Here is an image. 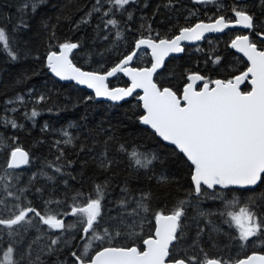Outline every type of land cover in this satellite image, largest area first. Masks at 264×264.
Listing matches in <instances>:
<instances>
[{"label": "snow or ice", "instance_id": "snow-or-ice-1", "mask_svg": "<svg viewBox=\"0 0 264 264\" xmlns=\"http://www.w3.org/2000/svg\"><path fill=\"white\" fill-rule=\"evenodd\" d=\"M42 2L23 0L17 8L19 15L12 32L0 25V54L11 61L21 58L19 44L15 43L17 34L30 29L28 12L35 13ZM138 2L93 0L76 27L91 23L95 17L100 38L115 43L124 38L123 31L129 30L127 23L121 28V17L131 21L133 12L129 8ZM208 2L212 0H194V3ZM258 2L264 15V0ZM174 6L175 0H164L157 6L156 13L161 7L172 9ZM220 9L231 15L220 14L209 17V22L200 20L180 27L171 37H161L159 32L153 35L151 24L146 29L141 25L140 35L131 47L111 66L99 64L95 70H85L73 62L74 51L81 47L79 41L53 44L55 31L51 30L45 57L49 72L62 81L86 85L94 90L95 97L122 101L135 94L134 98L140 102L137 107L142 108L138 116L140 123L149 126L155 135L172 146L170 154L186 165L190 183L187 189H182L183 196L167 211L163 208L153 210V192L133 191L127 186L120 189L118 200L109 201L107 181L94 184L90 193L76 191L69 196L68 181L64 180L63 201L44 199L45 189L37 186L40 176L55 182L56 174L65 175V167L74 162L69 160L66 166L49 163L47 168L51 175L44 172L26 177L24 167L31 162L30 153L19 145L17 137L8 138L9 143L0 142V155L4 157L0 162V264H43L42 256L57 255L66 248L70 250L71 264H264V254L256 252L233 259L205 250L206 246H214L211 233L221 232L213 225V216L224 217V223L235 226L238 236L228 235L239 241L240 247H244L250 238L264 237V190H260L264 189V20H259L249 10L246 0H233L231 6L218 5V11ZM236 26L249 30L248 34L236 35L227 45L235 53L242 54L237 59H246L242 70L230 71L228 56L213 52L205 63L217 66L215 77L187 70L183 74L182 88L154 79L158 70L164 67L166 57L185 51L183 42L200 41L206 33H223ZM43 27L49 31L47 24ZM145 31L147 35H144ZM113 36L115 40L111 39ZM142 52L145 56L150 55V66L133 65ZM220 69H224L222 74ZM120 73L130 79V86L110 88L109 78ZM138 89L142 94L137 92ZM17 100L23 103L24 97H17ZM46 100V96L40 95L35 103ZM6 103L11 105L15 101ZM18 110L10 109L13 113ZM4 111L0 122L14 129L22 127L9 118V109ZM39 114L33 108L28 118ZM47 127L45 125V129ZM63 136V140L53 144L59 153L55 158L57 162L65 157L60 145L74 142L70 132L64 131ZM113 141L114 137L109 136L103 142L104 151L94 157L98 167L105 172L117 163L108 153V146ZM117 151L128 158L129 166L136 172L156 179L158 188L166 191L172 184L173 180L167 174H155V163L160 160L156 153H145L124 143L118 144ZM237 189L250 193L238 211L231 209L239 201L224 200L220 196L224 190ZM34 194L39 195L45 207L63 203L67 210L45 212L34 204ZM208 199L221 200L224 210L214 213L201 209L202 201ZM69 200L72 202L68 203ZM193 206L196 215L190 217L189 209ZM65 216L76 218L78 235L69 234L74 225L66 223ZM33 230L38 233L34 238L31 236ZM193 230L194 235L189 236ZM69 240L76 243L69 245ZM61 264H67V261Z\"/></svg>", "mask_w": 264, "mask_h": 264}, {"label": "trees", "instance_id": "trees-1", "mask_svg": "<svg viewBox=\"0 0 264 264\" xmlns=\"http://www.w3.org/2000/svg\"><path fill=\"white\" fill-rule=\"evenodd\" d=\"M23 0H0V25L12 32L18 19V6ZM93 0H43L39 4L35 13L30 10L27 20L30 29L17 34L15 43L19 44L21 58L11 61L6 55L0 54V118L5 115V109H9L7 115L14 119L22 127L12 128L0 122V142L9 143L13 136L18 138L21 147L30 153L31 162L24 168L25 176L32 173H48L49 163L67 165L71 160V166L65 167V175L56 174L55 182L48 181L41 175L37 186L45 189L44 199L54 198L63 201L65 198L64 180L68 181L67 194L73 195L76 191L90 193L94 184L108 182L110 189L107 199L116 201L120 198V189L124 186L136 190L151 191L154 193L153 210L163 208L171 209L177 200L183 196L182 189H187L190 183L188 168L182 162H178L175 155L170 154L172 147L164 143L157 135L148 128L141 125L138 116L142 108L137 107L140 102L135 99V95L129 101L122 104L99 103L95 97L73 84H62L50 75L45 67V57L48 43L51 37V30L55 31L53 44L71 40L79 41L81 47L74 51L73 62L85 70H95L99 64L106 67L111 66L121 53L132 46L135 38L140 35L141 25L145 29L151 24L153 35L160 33L161 37H171L176 34L180 27L188 26L203 20L209 21V17H215L225 13L223 9L218 11V5L231 6L233 0H212L208 3H194V0H175L172 9L160 8L156 13L158 5H162L164 0H139L136 5L129 8L133 12V19L127 21L126 17H121V28L127 23L129 30L122 32L124 37L115 43H109L100 38L96 29L98 20L94 17L91 23L81 24L77 29L76 25L81 17L89 10ZM248 8L255 13L259 20H264L258 0H246ZM147 5V7H145ZM195 13V15H190ZM143 18V19H142ZM47 24L49 31H45L43 25ZM148 33L145 31L144 35ZM237 30H228L218 37H208L202 43L186 47L185 52L180 57H173L168 60L157 76L156 80L182 88L184 80L183 74L187 70L200 71L206 75L215 77L216 67L211 62L205 60L213 53L218 52L227 55L229 60V70L239 71L245 67V59H237L238 56L233 49L227 45L236 35ZM115 40V37H111ZM107 49H111L110 51ZM229 53H233L230 55ZM150 55L141 53V58L134 60L133 65L138 67L150 66L148 61ZM222 74L224 69L219 70ZM110 87H127L129 82L121 75H118L109 82ZM44 95L47 100L36 104V97ZM24 97V102L20 103L17 97ZM92 96L89 100L87 97ZM12 100L15 103L9 105L6 102ZM11 108L19 109L11 112ZM36 108L39 115L29 119L31 110ZM52 109V111H49ZM25 113L28 115L26 116ZM47 125V129H45ZM68 131L74 137L73 144L60 147L64 149L65 157L61 161L55 158L59 155L53 146L57 140H63V132ZM109 136L114 137V141L108 146L110 158H115V163L108 172L98 167L94 157L99 156L104 151V141ZM124 143L129 148L137 147L145 153H156L160 160L155 163V174L158 176L162 172L172 178L173 182L166 191L157 187L156 179H150L143 172H136L129 166L128 158L117 151L118 144ZM81 147L83 151H81ZM4 159L0 155V162ZM75 177V179H73ZM264 190V189H260ZM249 192L246 190H224L220 196L224 200L239 201L231 210H239L248 200ZM34 204L43 208L45 212L54 210L63 213L66 206L63 203L51 204L45 207L41 203L39 195L34 194ZM72 201L69 200L68 203ZM111 206V205H110ZM204 211H223L221 200H203L199 206ZM196 215L195 206L189 209V216ZM68 224L74 227L69 234H77L75 227L76 218L72 216L63 217ZM213 225L221 229V232H212L214 246L205 248L213 255H224L235 258H243L253 252L264 254V237H253L244 246L240 247V242L229 238V233L238 236L235 226L224 223V217L213 216ZM46 227V226H44ZM38 233L33 230L31 236L34 238ZM194 235V230L189 236ZM207 241V236L205 237ZM69 245L76 241L69 240ZM70 250L52 256H42L43 264H61L67 261L71 264Z\"/></svg>", "mask_w": 264, "mask_h": 264}, {"label": "water", "instance_id": "water-1", "mask_svg": "<svg viewBox=\"0 0 264 264\" xmlns=\"http://www.w3.org/2000/svg\"><path fill=\"white\" fill-rule=\"evenodd\" d=\"M228 30H243L244 32H249V30H247V29H244V28H242V27H240V26H236V27H234V28H229V29H225L224 30V32L223 33H206L205 34V38L206 37H208L209 35H222V34H224L226 31H228ZM204 41V39H202V40H200V41H192V42H183V47L185 48L186 46H188V47H190V46H195V45H197V44H200V43H202ZM149 53H150V50H147ZM235 51V50H234ZM184 54V52L183 53H172V54H170L168 57H166L165 58V62H164V66H165V63L170 59V58H172V57H180V56H182ZM239 56H241L242 57V54H240V53H237ZM246 60V59H245ZM163 68L164 67H162L161 69H159L158 70V73L160 72V71H162L163 70ZM50 73V75L51 76H53L57 81H59L60 83H62V84H74V85H76L77 87H79V88H81V89H85V90H87L88 92H90L92 95H94V97H95V93H94V90H92V89H88L87 88V86L86 85H78V84H76V82L75 81H62V80H60L58 77H56L54 74H52L51 72H49ZM118 75H122V76H124L122 73H120V74H118ZM117 75V76H118ZM128 81H129V86H130V83H131V81H130V79L127 77V76H124ZM113 78H115V77H110L109 78V81H111ZM156 78V76L154 77V79ZM110 87V86H109ZM111 88V87H110ZM113 88H116V87H113ZM137 92L139 93V94H142V91L141 90H137ZM135 95V94H134ZM132 97H127V98H125V100H122V101H111V100H109V99H107L106 97H95V99H96V101L97 102H99V103H111V104H122V103H125V102H127V101H129L130 99H131ZM142 125V124H141ZM142 126H144L145 128H148L149 130H151V131H153L149 126H146V125H142ZM154 132V131H153ZM159 138V137H158ZM160 139V138H159ZM161 140V139H160ZM164 142V141H163ZM164 143H166L167 144V142H164ZM172 147V146H171ZM26 167V166H25ZM24 167V168H25ZM237 190H242V189H237ZM258 254H260V253H258ZM251 255V254H250ZM244 258V257H243Z\"/></svg>", "mask_w": 264, "mask_h": 264}, {"label": "flooded vegetation", "instance_id": "flooded-vegetation-1", "mask_svg": "<svg viewBox=\"0 0 264 264\" xmlns=\"http://www.w3.org/2000/svg\"><path fill=\"white\" fill-rule=\"evenodd\" d=\"M206 22H209V21H206ZM239 31V34L238 35H242V34H248L249 32H244L243 30H237ZM218 36H221V35H209L208 37H218ZM206 37V38H208ZM204 38V40L206 39ZM235 52V51H234ZM237 54V53H236ZM238 55V54H237ZM239 56V55H238ZM241 57V56H240Z\"/></svg>", "mask_w": 264, "mask_h": 264}, {"label": "bare ground", "instance_id": "bare-ground-1", "mask_svg": "<svg viewBox=\"0 0 264 264\" xmlns=\"http://www.w3.org/2000/svg\"><path fill=\"white\" fill-rule=\"evenodd\" d=\"M186 49V48H185ZM66 85V84H65ZM84 90V89H83ZM132 99V98H131Z\"/></svg>", "mask_w": 264, "mask_h": 264}]
</instances>
